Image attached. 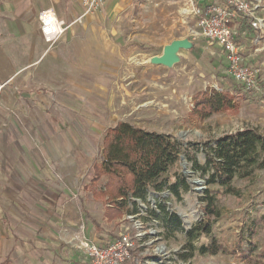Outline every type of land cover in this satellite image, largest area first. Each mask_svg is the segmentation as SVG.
I'll return each instance as SVG.
<instances>
[{"label": "rangeland", "instance_id": "1", "mask_svg": "<svg viewBox=\"0 0 264 264\" xmlns=\"http://www.w3.org/2000/svg\"><path fill=\"white\" fill-rule=\"evenodd\" d=\"M115 1L105 0L101 11L89 15L105 32L92 29L90 40L86 36L79 40L76 35L69 42L67 76L53 78V84L50 78L47 82L14 79L11 86L0 81V216L5 213L13 224L16 218L24 220L25 214H72L77 218L82 214L103 219L111 201L92 193L104 189L107 179L102 178L96 190L86 192L83 187L92 181L94 163L103 159L107 130L118 123L168 135L184 146L206 144L244 129H255L264 136V104L228 75L219 45L193 36L199 30L196 10L209 0H120L113 10ZM252 35L248 31L240 42L247 62L262 70L264 52H256ZM114 37H121L122 44ZM178 39L190 41L194 48L181 50L172 67L151 62ZM43 86L57 92L31 94ZM214 90L234 96V106L202 119L196 113L197 101ZM196 156L204 163V154L196 152ZM192 166L188 162L186 167L193 174L187 179L200 184L191 183L189 191L181 190L180 198L167 187L162 192L151 191L147 202L138 201L139 213L120 218L121 234L128 229L135 239L128 264L240 263L238 253H233L243 228L264 216V170L236 182L240 197L220 199L221 215L212 219L211 237L218 238L227 253L184 259L188 254L185 233L165 228L151 216L150 209L163 202L182 220L184 229L204 218L200 199L208 177L194 172ZM183 169L181 160L170 170L171 183ZM53 185L58 189L48 194ZM113 224L108 226L113 228ZM3 236L0 227V263L10 254L12 264H43L26 260L22 246L13 250V242ZM255 239L263 251V228ZM207 242L208 238H202L195 244Z\"/></svg>", "mask_w": 264, "mask_h": 264}, {"label": "trees", "instance_id": "2", "mask_svg": "<svg viewBox=\"0 0 264 264\" xmlns=\"http://www.w3.org/2000/svg\"><path fill=\"white\" fill-rule=\"evenodd\" d=\"M234 99V96L215 90L205 93L197 101L196 113L202 119H207L233 107ZM192 150L204 154V163ZM182 158L187 164H193L194 172L208 177L207 188L200 199L204 218L190 229H184L182 220L170 212L163 202H157V208L150 209L151 216L159 219L165 228L172 227L185 233L184 249L188 250V254L182 256L184 259L197 254L201 257L226 254L228 250L218 238L211 237V223L213 218L221 215L219 202L223 196H241L236 182L251 179L256 172L264 170V136L255 129L226 134L206 144L190 143L184 146L168 135L146 131L128 122L118 123L107 130L103 139V159L94 163V176L85 188L96 190L105 177V188L94 193L111 201L106 218L113 221L126 215L134 216L139 213L138 201L147 202L151 191L162 192L167 187L180 198L181 190H190L191 183L184 173L177 174L175 182H170V170ZM154 195L157 196L156 193ZM262 228L264 216L252 220V224L243 228L240 242L233 253H238L239 264H264L263 247L255 239ZM202 238H208L209 242L197 246L195 243Z\"/></svg>", "mask_w": 264, "mask_h": 264}, {"label": "crops", "instance_id": "3", "mask_svg": "<svg viewBox=\"0 0 264 264\" xmlns=\"http://www.w3.org/2000/svg\"><path fill=\"white\" fill-rule=\"evenodd\" d=\"M83 1L0 0V81L10 85L14 79L28 81L34 78L47 82L50 78L53 84L56 82L53 78L67 76L65 69L69 60V42L75 40L76 35L79 40H83L85 36L90 40L92 29L101 31V34L106 31L101 30L99 26L102 25L94 16L88 15L81 23L77 22L84 13ZM119 1H115L113 10L117 9ZM44 11H51L57 20L68 26L62 38L54 42L46 30V22L42 19ZM100 17L99 14L98 21ZM96 22L98 27L95 26ZM113 39L122 44L121 37ZM56 92L55 89L50 90L43 86L32 90L31 94L43 96ZM78 185L81 186L79 183L76 186ZM51 188L53 190L48 194H54V189H58V186L53 185ZM83 190L90 191L85 187ZM92 194L97 196L94 191ZM18 220L19 218L14 219L13 224L5 213L0 216L3 238L13 242V250L22 246L20 251L23 250L26 260H39L43 264H92L85 251L79 250L78 243L86 239L106 247L121 235L123 221L116 219L112 222L105 215L97 221L93 216L82 214L79 218L72 214H25L24 220ZM110 223H114L117 229L110 228ZM117 233L118 237L115 238ZM81 252L85 255L84 258ZM12 260L8 254L1 263L12 264Z\"/></svg>", "mask_w": 264, "mask_h": 264}, {"label": "built area", "instance_id": "4", "mask_svg": "<svg viewBox=\"0 0 264 264\" xmlns=\"http://www.w3.org/2000/svg\"><path fill=\"white\" fill-rule=\"evenodd\" d=\"M83 6L84 13L77 20L80 23L88 15L101 11L105 0H84ZM196 15L199 30L193 36L219 45L226 57L228 75L264 104V80L261 79L264 65L261 64L262 70L252 67L240 42L252 31L251 42L256 52H264V0H209L204 8H197ZM42 19L53 42L68 28L51 11H44ZM135 247L134 236L128 229L106 247L86 239L79 244L92 264H125L132 259Z\"/></svg>", "mask_w": 264, "mask_h": 264}, {"label": "water", "instance_id": "5", "mask_svg": "<svg viewBox=\"0 0 264 264\" xmlns=\"http://www.w3.org/2000/svg\"><path fill=\"white\" fill-rule=\"evenodd\" d=\"M192 48V44L188 40L178 39L170 43L164 48V53L161 56H155L151 59V62L157 65H164L167 67H172L178 62V54L181 50ZM183 161V171L187 176V162L182 158ZM193 174V172L190 171ZM190 183L200 184L201 181H192Z\"/></svg>", "mask_w": 264, "mask_h": 264}, {"label": "bare ground", "instance_id": "6", "mask_svg": "<svg viewBox=\"0 0 264 264\" xmlns=\"http://www.w3.org/2000/svg\"><path fill=\"white\" fill-rule=\"evenodd\" d=\"M1 60H2V59H1ZM2 61H3V60H2ZM188 176L192 177V173H190L189 170L187 171V177H188Z\"/></svg>", "mask_w": 264, "mask_h": 264}]
</instances>
